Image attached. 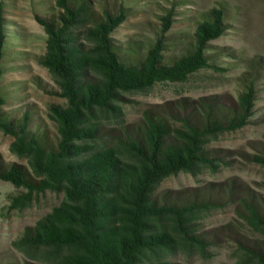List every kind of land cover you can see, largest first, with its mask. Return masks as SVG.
<instances>
[{
	"label": "trees",
	"instance_id": "1",
	"mask_svg": "<svg viewBox=\"0 0 264 264\" xmlns=\"http://www.w3.org/2000/svg\"><path fill=\"white\" fill-rule=\"evenodd\" d=\"M36 19L46 37L45 52L28 50L32 39L7 15L16 0H0V131L13 138L10 151L26 164H8L0 154V181L20 193L10 210L31 208L46 192L62 201L12 241L24 264H179L178 252L211 258L221 237L202 223L212 213L235 205L238 217L261 237L238 241L236 264H264V196L235 179L180 190L160 185L180 173L216 174L231 166L232 151L212 147L229 132L264 125L256 103L264 82V57L243 59L214 42L236 23L227 0L197 11L193 0L157 2L155 39L115 38L133 17L149 13V0L137 6L105 8L94 15V0H41ZM40 8V9H41ZM186 23L174 32L176 23ZM180 50L178 56L171 53ZM35 57L66 100L47 117L55 140L26 101L25 61ZM235 68L237 98L180 97L154 104L135 123L124 110L128 94L157 84L188 83L201 72L226 74ZM35 84L42 87L37 78ZM249 162L264 167V143ZM264 187V182H263Z\"/></svg>",
	"mask_w": 264,
	"mask_h": 264
},
{
	"label": "rangeland",
	"instance_id": "2",
	"mask_svg": "<svg viewBox=\"0 0 264 264\" xmlns=\"http://www.w3.org/2000/svg\"><path fill=\"white\" fill-rule=\"evenodd\" d=\"M94 15L100 17L105 8L117 11L120 5L137 6L131 0H94ZM151 3L149 13H142L131 18L120 30L115 38L123 41L133 39H155V31L158 24L154 13L157 2L165 0H149ZM216 0H193L191 3L197 11L211 7ZM233 7L236 23L231 26L230 34L214 42L215 45L232 49L243 59L264 57V0H227ZM54 0H48V3ZM41 0H16L15 9L7 15L32 39L29 46L31 54L41 55L45 52V31L36 19V10L43 11L39 7ZM41 8V9H40ZM186 23H176L174 32H182ZM174 56L180 54V50L171 53ZM28 69H23V76L12 72L4 80L26 81L29 89L26 101L19 106H27L35 109L36 115L42 117L41 123L49 132V139L55 140V127L47 117V112L52 105H65L66 100L55 95L58 85L53 80L49 71L42 67L35 57L24 62ZM243 70L235 68L226 74H217L212 71L201 72L191 78L188 83H162L155 85L149 91L143 93L128 94L124 110L128 123L137 122L145 109L154 104H160L169 100H175L186 96L199 98L208 95H221L237 98L241 87L238 76ZM39 79L42 87L35 84ZM256 108L258 114L264 113V82L259 86ZM13 138L6 136L0 131V154L8 164H26L25 160L18 158L10 151ZM257 142L264 143V125H249L241 130L221 135L212 147L232 151L231 159L234 163L223 168L220 172L212 174L206 172L194 177L187 173H180L166 179L159 187V191L165 189L180 190L190 187L204 186L209 182H223L235 179L244 187H248L256 193L264 196V167L248 161L246 155L256 153ZM23 191L14 185L0 181V264H24V256L12 247V241L19 238L28 226H33L39 219L49 213L63 199L62 193L46 192L40 195L31 208L24 211L10 210L11 197ZM204 230L216 229L221 237L220 243L212 247L211 258H205L198 253L189 255L178 252L172 256V262L179 264H236L238 241L248 244L259 242L261 237L258 233L246 225L235 211V205L212 213L202 223Z\"/></svg>",
	"mask_w": 264,
	"mask_h": 264
}]
</instances>
